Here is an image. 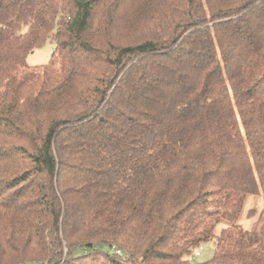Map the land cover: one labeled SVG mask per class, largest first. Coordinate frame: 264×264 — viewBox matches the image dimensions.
Segmentation results:
<instances>
[{
  "label": "trees",
  "instance_id": "1",
  "mask_svg": "<svg viewBox=\"0 0 264 264\" xmlns=\"http://www.w3.org/2000/svg\"><path fill=\"white\" fill-rule=\"evenodd\" d=\"M259 110L264 0H0V264H264Z\"/></svg>",
  "mask_w": 264,
  "mask_h": 264
},
{
  "label": "rangeland",
  "instance_id": "2",
  "mask_svg": "<svg viewBox=\"0 0 264 264\" xmlns=\"http://www.w3.org/2000/svg\"><path fill=\"white\" fill-rule=\"evenodd\" d=\"M54 52V44L51 41L46 42L42 47L37 49L33 54L28 57V65L30 67H37V66H44L49 63L51 56ZM257 117L261 121H264L263 114L261 110L257 112ZM240 127L242 128L243 132L244 127L242 124V120L239 119ZM252 209H255L257 214H260L261 211L264 209V197L263 196H249L245 205V209L243 215L240 220V225H242L245 229L250 230L252 229L255 221L257 218H249L248 212ZM222 226L218 228V232H220ZM216 243L215 241L207 242L202 245V247L196 249V252H200L199 257L194 258L196 262H207L214 257L215 254Z\"/></svg>",
  "mask_w": 264,
  "mask_h": 264
},
{
  "label": "built area",
  "instance_id": "3",
  "mask_svg": "<svg viewBox=\"0 0 264 264\" xmlns=\"http://www.w3.org/2000/svg\"><path fill=\"white\" fill-rule=\"evenodd\" d=\"M116 253L118 255H121V251H119V250H117ZM199 256H200V252H196L195 257H199Z\"/></svg>",
  "mask_w": 264,
  "mask_h": 264
}]
</instances>
